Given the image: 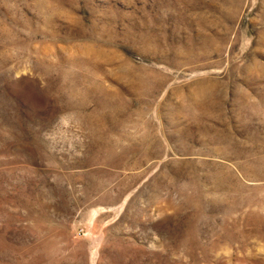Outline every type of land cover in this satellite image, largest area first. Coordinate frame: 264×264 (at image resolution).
Returning a JSON list of instances; mask_svg holds the SVG:
<instances>
[{"label": "rangeland", "instance_id": "374dc122", "mask_svg": "<svg viewBox=\"0 0 264 264\" xmlns=\"http://www.w3.org/2000/svg\"><path fill=\"white\" fill-rule=\"evenodd\" d=\"M0 264H264V0H0Z\"/></svg>", "mask_w": 264, "mask_h": 264}]
</instances>
